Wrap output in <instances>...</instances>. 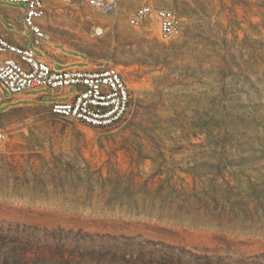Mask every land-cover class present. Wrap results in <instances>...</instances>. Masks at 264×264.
I'll return each mask as SVG.
<instances>
[{
    "label": "rangeland",
    "instance_id": "obj_1",
    "mask_svg": "<svg viewBox=\"0 0 264 264\" xmlns=\"http://www.w3.org/2000/svg\"><path fill=\"white\" fill-rule=\"evenodd\" d=\"M47 1L48 55L119 67L131 109L94 128L53 116L51 90L0 93V222L76 236L0 238V264H264V0H162L171 42L129 26L144 0Z\"/></svg>",
    "mask_w": 264,
    "mask_h": 264
},
{
    "label": "built area",
    "instance_id": "obj_2",
    "mask_svg": "<svg viewBox=\"0 0 264 264\" xmlns=\"http://www.w3.org/2000/svg\"><path fill=\"white\" fill-rule=\"evenodd\" d=\"M67 5L85 4L104 16L118 10L117 0H54ZM47 0H0V3L25 7L24 28L31 36V46H19L0 33V85L11 97L51 90L55 100L48 103L50 113L62 119L80 122L94 128L113 127L129 116L132 95L123 72L117 66L102 64L95 68L66 65L56 69L38 55L49 44L44 24L48 13ZM147 23L159 29L160 39L171 42L183 34V18L162 0H144L128 18L131 27ZM106 28L97 24L93 37L101 38ZM48 55V50H46ZM75 92L71 94L70 90ZM41 96H45L44 94ZM35 99H39L36 97ZM24 101V100H22ZM6 131L0 128V154Z\"/></svg>",
    "mask_w": 264,
    "mask_h": 264
},
{
    "label": "crops",
    "instance_id": "obj_3",
    "mask_svg": "<svg viewBox=\"0 0 264 264\" xmlns=\"http://www.w3.org/2000/svg\"><path fill=\"white\" fill-rule=\"evenodd\" d=\"M25 7L21 5H9L0 3V33L5 36L10 42L19 46H31V36L24 28L23 16ZM47 45L38 51V55L50 62L56 69H61L66 65H72L71 58L73 55L66 53L59 47H53V55L63 58L67 63H59L52 55H46ZM59 66V68H58ZM0 93H4L0 85ZM23 96L22 100H29L32 97H37L34 92L27 93ZM1 100V97H0Z\"/></svg>",
    "mask_w": 264,
    "mask_h": 264
},
{
    "label": "trees",
    "instance_id": "obj_4",
    "mask_svg": "<svg viewBox=\"0 0 264 264\" xmlns=\"http://www.w3.org/2000/svg\"><path fill=\"white\" fill-rule=\"evenodd\" d=\"M83 238L85 235H81ZM0 238L13 239V242L33 241L40 242L42 240H51L58 243L70 242L76 239L72 232L65 230H50L47 228H39L36 226L21 225L9 223L6 221L0 222ZM81 237L78 238L81 241ZM86 240V239H85ZM84 241V240H82Z\"/></svg>",
    "mask_w": 264,
    "mask_h": 264
}]
</instances>
